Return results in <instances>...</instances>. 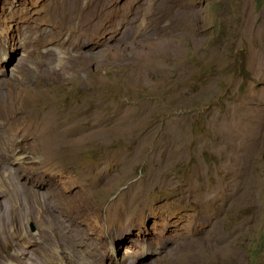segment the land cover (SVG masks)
<instances>
[{
    "label": "rangeland",
    "instance_id": "rangeland-1",
    "mask_svg": "<svg viewBox=\"0 0 264 264\" xmlns=\"http://www.w3.org/2000/svg\"><path fill=\"white\" fill-rule=\"evenodd\" d=\"M93 1L0 0V264H264V0Z\"/></svg>",
    "mask_w": 264,
    "mask_h": 264
},
{
    "label": "bare ground",
    "instance_id": "bare-ground-1",
    "mask_svg": "<svg viewBox=\"0 0 264 264\" xmlns=\"http://www.w3.org/2000/svg\"><path fill=\"white\" fill-rule=\"evenodd\" d=\"M174 1V0H173ZM93 0H73V6H74V10H77L76 11V18L78 19V21H81V18H80V15L82 14V12H83V10H87L86 12H88L87 13V20H86V18L84 19V21H82V22H84L86 25H89L90 26V28H91V20H92V18H93ZM176 2V1H175ZM168 4H172V3H168ZM178 4H180V3H178ZM166 5H167V3H166ZM176 5V4H175ZM184 5H186V4H184ZM177 6V5H176ZM179 6L180 5H178L177 7L179 8ZM182 6V5H181ZM165 7V6H164ZM163 7V8H164ZM171 7H172V5H171ZM171 7H170V9H171ZM185 7V6H184ZM181 8V7H180ZM167 9V8H166ZM166 9H165V11H166ZM183 9V8H182ZM181 9V10H182ZM185 10V9H184ZM184 10H183V12H184ZM159 11V10H158ZM162 11V13H164L163 12V9L161 10ZM85 12V13H86ZM160 12V11H159ZM171 12V11H170ZM148 13V12H147ZM155 13H157V12H155ZM154 13V14H155ZM185 13V12H184ZM159 14H161V13H159ZM165 15V14H164ZM147 16V15H146ZM146 16H144V17H146ZM151 16V15H150ZM163 16V15H162ZM143 18V17H142ZM156 18H159V17H156ZM161 18V17H160ZM157 20V19H156ZM177 20H178V18H177ZM57 21H59V19H57ZM183 21V20H182ZM185 21V20H184ZM158 22V21H157ZM156 22V23H157ZM177 22V21H176ZM181 22V21H180ZM180 22H178V23H180ZM176 24V23H175ZM186 24V23H185ZM189 25V24H188ZM143 26V25H142ZM141 26V28H143ZM145 26H146V24H145ZM181 26V25H180ZM186 26V27H185ZM184 27L186 28V30L187 29H189V26H187V24L185 25ZM140 28V29H141ZM139 29V28H138ZM31 32V31H30ZM139 32V31H138ZM141 32V31H140ZM134 33V32H133ZM143 33V32H142ZM188 33V32H187ZM190 34V33H189ZM123 35H124V33H123ZM181 36H184V35H181ZM35 37V36H34ZM179 37V36H178ZM188 37V36H187ZM40 38V37H39ZM129 38V37H128ZM179 39V38H178ZM177 39V40H178ZM177 40H175V41H177ZM36 41H38V39H36ZM133 41V40H132ZM183 41V40H182ZM131 42V41H130ZM37 45V44H36ZM182 49V48H181ZM44 58V57H43ZM42 59V58H41ZM25 103V102H24ZM20 106H22V104L20 105ZM24 106V105H23ZM22 106V107H23ZM11 107H12V105H11ZM27 107V106H26ZM9 108H10V106H9ZM11 109H13V111L15 112V110H14V107L13 108H11ZM2 110V109H1ZM22 110V109H21ZM26 110V109H25ZM24 111V110H23ZM8 112V111H7ZM6 112V113H7ZM20 112V111H19ZM27 113V112H26ZM8 114V113H7ZM13 114V113H12ZM9 115V114H8ZM31 115V114H30ZM5 116V115H4ZM10 116H13V115H11V113H10ZM24 118H25V116H24ZM2 119V118H1ZM13 119V118H12ZM16 119V118H15ZM9 120V119H8ZM7 120V121H8ZM6 121V122H7ZM11 121L12 122H14L15 120H10V124H11ZM16 121H18L17 119H16ZM6 124V123H5ZM49 124V123H48ZM13 125V124H12ZM7 126V125H6ZM9 127V126H8ZM54 135H55V141L57 142V144L55 145V143H54V145L53 146H47V147H43L42 148V151L45 153V156H47V157H49V158H58V151H57V145H58V143L59 142H63L64 141V139H63V135H62V131L61 130H57L56 129V131H55V133H54ZM35 136V135H34ZM36 137V136H35ZM35 137H33V141L32 142H34V143H37V141H36V138ZM25 138V137H24ZM30 138V137H29ZM21 141V140H20ZM23 141H24V139H23ZM22 142V141H21ZM25 142V141H24ZM31 142V143H32ZM14 144V143H13ZM17 144V143H16ZM28 144H30V143H28ZM27 144V145H28ZM10 145V144H9ZM15 145V144H14ZM20 145V144H19ZM21 149H22V147H21ZM32 150L31 151H33V149L34 148H31ZM36 149V148H35ZM29 150V149H28ZM35 152V151H34ZM33 154V153H32ZM12 164V163H11ZM28 168V167H27ZM17 171V170H16ZM16 178V177H15ZM16 180V179H15ZM20 180V179H19ZM25 181V180H24ZM16 182V181H15ZM18 182V181H17ZM14 184H16V183H14ZM23 184V183H22ZM33 186V185H32ZM13 187H14V185H13ZM47 187V186H46ZM20 188V187H19ZM18 188V189H19ZM22 188V187H21ZM10 189V188H9ZM8 189V191H12V190H9ZM17 189V188H16ZM24 189V191H25V188H23ZM22 189V190H23ZM59 189V188H58ZM57 189V187L56 186H52L51 184L50 185H48V188H47V195L51 198L50 199V201H51V205L52 204H54L56 207H57V209L61 212V213H66L67 215H68V219L72 222V221H74V222H77V221H79V217L81 218V214H83L82 212H84V210H86L87 208V205H89L87 202H81V201H78L76 198H67V196L65 197V195L63 196L62 195V193L59 191ZM105 189V188H104ZM108 189V188H107ZM15 190V189H14ZM44 190V189H43ZM91 190H93V189H91ZM23 191V192H24ZM27 191H29V188L27 189ZM34 191V190H33ZM62 191V190H61ZM89 191V190H88ZM87 191V192H88ZM107 191V190H106ZM13 192V191H12ZM22 192V193H23ZM92 192V191H91ZM93 192H95L96 193V191H93ZM93 192H92V194H93ZM9 193H11V192H9ZM17 193H18V191H17ZM43 193V192H42ZM45 193V192H44ZM94 193V194H95ZM13 194V193H12ZM12 194H11V196H12ZM19 194L21 195V193L19 192ZM23 194H25V193H23ZM106 194V193H105ZM14 195V194H13ZM19 195V196H20ZM26 195V194H25ZM27 195H28V193H27ZM33 195H35V196H37L38 198H39V196H40V194L38 195V194H34L33 193ZM102 195V194H101ZM18 196V195H17ZM22 196V195H21ZM32 196V195H31ZM27 197H30V194H29V196H27ZM46 197V196H45ZM26 198V197H25ZM32 198H33V196H32ZM37 198V199H38ZM6 199V198H5ZM4 199V200H5ZM13 199H14V197H13ZM12 199V200H13ZM29 199V198H28ZM43 199H45V198H43ZM42 199V200H43ZM47 199V198H46ZM3 199H2V201H4ZM6 200H8V199H6ZM6 200H5V202H6ZM10 200V199H9ZM18 200V199H17ZM23 200V199H22ZM87 200V199H86ZM20 201V200H19ZM4 202V204H7V203H5ZM20 202H22V201H20ZM20 202H18V203H20ZM29 202V201H28ZM45 202V201H44ZM11 203V202H10ZM14 203H15V201H14ZM13 203V204H14ZM46 204H47V202H45ZM2 203H0V248L7 242V236H9V238L11 237V238H15V237H17L18 235H20L19 237L21 238V240L20 239H18L19 241H21V243L22 242H25V240H27L26 242H28V235H25V234H23V230L21 229V225H20V228L19 227H16V226H14V227H12L11 229H10V234L6 231L7 229L6 228H8V226L9 225H11L12 223H14L15 225H16V223L18 222V216L16 215L17 214V212L18 211H15V210H13V209H11L12 210V213H11V216H4V212H2V210H4V209H2L1 207H2V205H1ZM21 205H22V203H20ZM39 204V203H38ZM44 204V203H43ZM21 205H20V207H21ZM24 205V204H23ZM45 205V204H44ZM48 205V204H47ZM50 205V204H49ZM54 205H52L53 207H54ZM8 206V205H7ZM10 206H11V204H10ZM31 205H29V207L28 208H31L30 207ZM5 207V206H4ZM13 207H15V206H13ZM41 208H42V206H40ZM51 207V206H50ZM16 209H17V207H15ZM49 208V207H48ZM19 209H21V208H19ZM23 209V208H22ZM21 209V210H22ZM25 209V208H24ZM33 209V208H32ZM52 209V208H51ZM7 210V209H6ZM10 210V211H11ZM46 210H50V209H46ZM45 210V211H46ZM88 210V209H87ZM30 211V210H29ZM34 211H35V209H34ZM37 211V210H36ZM6 212V211H5ZM32 212V211H31ZM31 212H29V215H31L30 213ZM10 212H8V214H9ZM22 213V212H21ZM39 213V212H38ZM49 213V212H48ZM53 213H54V211H53ZM56 213H58V212H56ZM86 213V212H85ZM19 214V213H18ZM20 215V214H19ZM23 215V214H22ZM21 215V216H22ZM32 215H33V213H32ZM35 215V214H34ZM46 215V214H45ZM51 215H53V214H51ZM56 215V214H55ZM25 216V215H24ZM28 216V215H27ZM42 216V215H41ZM40 216V217H41ZM54 216V215H53ZM84 216V215H83ZM85 216H86V214H85ZM34 217V216H33ZM62 217V216H61ZM36 218V217H35ZM41 218H44V217H41ZM40 218V219H41ZM46 218H48L47 216H46ZM46 218H44L45 220H47L48 222H49V220L48 219H46ZM54 218V217H53ZM24 220H25V218H23ZM29 219H30V216H29ZM32 219V218H31ZM43 219V220H44ZM55 219V218H54ZM54 219H52L51 221L52 222H54L55 220ZM33 220H35V219H33ZM38 220V219H37ZM83 220V219H82ZM20 221V220H19ZM57 221V220H56ZM81 221V220H80ZM25 222H27L26 220H25ZM42 222V221H41ZM59 222V221H58ZM68 222V221H67ZM19 223H21V222H19ZM24 223V222H23ZM22 223V224H23ZM43 223V222H42ZM51 223V222H50ZM81 223V222H80ZM79 223V224H80ZM26 224V223H25ZM41 224V223H40ZM53 224V223H52ZM56 224V223H55ZM54 224V225H55ZM59 224V223H58ZM57 225V224H56ZM67 225V224H66ZM78 225V224H77ZM23 226V225H22ZM59 226V225H58ZM74 226V225H73ZM54 227V226H53ZM60 227V226H59ZM59 227H58V229H59ZM65 227H67V226H65ZM72 227V226H71ZM70 227V228H71ZM16 228V229H15ZM45 228V227H44ZM55 228V227H54ZM69 228V227H68ZM74 228V227H73ZM15 229V230H14ZM24 229H25V227H24ZM50 229V228H49ZM60 229H61V227H60ZM65 228H63V230H64ZM45 230H47L46 228H45ZM56 230V229H55ZM72 230V229H71ZM60 231V230H59ZM74 231V230H73ZM81 231V230H80ZM42 232V231H41ZM44 232V231H43ZM52 232H54V230L52 231ZM56 232H57V230H56ZM76 232V231H75ZM74 232V233H75ZM25 233H26V231H25ZM60 233V232H59ZM62 233H64V231L62 232ZM68 233V232H67ZM71 233V232H70ZM79 233V232H78ZM84 233V232H83ZM27 234V233H26ZM41 234V233H40ZM56 234V233H55ZM55 234H53V235H55ZM73 234V233H72ZM42 235V234H41ZM49 235V234H48ZM62 235V234H61ZM70 235V234H69ZM68 235V236H69ZM79 235V234H78ZM44 236H45V234H44ZM59 236V235H58ZM74 236V235H73ZM72 236V237H73ZM81 236V235H80ZM33 237V236H32ZM32 237H31V239H32ZM49 237V236H48ZM52 237V236H51ZM62 237V236H61ZM70 237V236H69ZM75 237V236H74ZM82 237V236H81ZM47 238V237H46ZM50 238V237H49ZM54 238V237H53ZM52 238V239H53ZM58 238H60V236L58 237ZM57 238V239H58ZM68 238V237H67ZM77 238H79L78 236H77ZM76 238V239H77ZM71 239H74V238H71ZM82 239V238H81ZM80 239V240H81ZM126 239V238H125ZM59 240V239H58ZM64 240V239H63ZM62 240V241H63ZM55 241H56V238H55ZM61 241V242H62ZM64 241H67V240H64ZM79 241V240H78ZM84 241H85V239H84ZM25 242V243H26ZM46 242V241H45ZM48 242H49V240H48ZM47 242V243H48ZM59 242H60V240H59ZM86 242V241H85ZM20 243V244H21ZM67 243V242H66ZM76 243V242H75ZM79 243H80V241H79ZM43 244V243H42ZM77 244V243H76ZM75 244V245H76ZM88 244H90V243H88ZM87 244V245H88ZM22 245V244H21ZM28 245V244H27ZM45 245H47V244H45ZM52 245V244H51ZM58 245V244H57ZM62 245V244H61ZM72 244H70V246H71ZM81 245H83V244H81ZM86 245V244H85ZM93 245V244H92ZM91 245V246H92ZM18 246V245H17ZM60 246V245H59ZM67 246V245H66ZM69 246V247H70ZM73 246V245H72ZM77 246V245H76ZM94 246H96V245H94ZM21 247V246H20ZM97 247V246H96ZM95 247V248H96ZM19 248V247H18ZM40 248H41V245H40ZM47 248V247H46ZM59 248V247H58ZM71 248H73V247H71ZM82 248V247H81ZM92 248V247H91ZM119 248V247H118ZM63 249V248H62ZM68 249V248H67ZM83 249H84V247H83ZM87 249V248H86ZM72 250H74V248L72 249ZM75 250H77L76 248H75ZM20 251V250H19ZM28 251V250H27ZM34 251V250H33ZM64 251V250H63ZM78 251V250H77ZM21 252V251H20ZM13 253V252H12ZM15 253H16V251H15ZM19 253V252H18ZM27 253V257L26 258H28L29 257V251L28 252H26ZM52 253V252H51ZM59 253V252H58ZM70 253V252H69ZM78 253V252H77ZM76 253V254H77ZM82 253V252H81ZM94 256L96 257L95 259H96V261L97 262H100L101 260H102V250L100 249V248H96V249H94ZM93 253L91 254V255H93ZM1 254V253H0ZM54 254V253H53ZM89 254V253H88ZM11 255V254H10ZM43 255V254H42ZM73 255V254H72ZM85 255H87L86 253H85ZM11 256H13V255H11ZM57 256V255H56ZM55 256V257H56ZM61 256H63V255H61ZM65 256V255H64ZM80 256V255H79ZM81 256H83V255H81ZM16 257H18V256H16ZM52 257H54V256H52ZM54 257V258H55ZM74 257V256H73ZM72 257V258H73ZM90 257V256H89ZM13 258V257H12ZM43 258V257H42ZM48 258V257H47ZM65 258V257H64ZM75 258V257H74ZM76 258H77V256H76ZM83 258H84V256H83ZM88 258V257H87ZM44 259V258H43ZM52 259V258H51ZM58 259V258H57ZM66 259V258H65ZM64 259V260H65ZM68 259V258H67ZM85 259V258H84ZM38 259H36V261H37ZM41 260V259H40ZM17 261V260H16ZM26 261V260H25ZM46 261V260H45ZM45 261H43L44 262V264H45ZM75 261V260H74ZM15 262V261H14ZM32 262V261H31ZM53 262V261H52ZM66 262H68V261H66ZM71 262H72V259H71ZM92 262H94V261H92ZM92 262H90V263H92ZM20 263H22V261L20 262ZM24 263V262H23ZM26 263V262H25ZM35 263V262H34ZM33 263V264H34ZM39 263H40V261H39ZM47 263H48V261H47ZM46 263V264H47ZM69 263V262H68ZM86 263V262H85ZM87 263H89V262H87ZM117 263V262H116ZM121 263H123V264H129L130 263V259H128V258H123V260H122V262ZM121 263H118V264H121ZM28 264V263H27ZM36 264H38V263H36ZM41 264H43V263H41ZM61 264H62V262H61ZM76 264H77V262H76ZM95 264H96V262H95Z\"/></svg>",
    "mask_w": 264,
    "mask_h": 264
}]
</instances>
